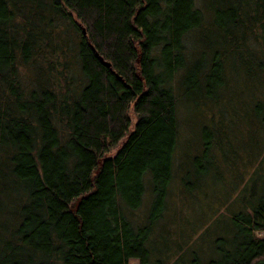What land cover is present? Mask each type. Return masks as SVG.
<instances>
[{
    "label": "trees",
    "instance_id": "obj_1",
    "mask_svg": "<svg viewBox=\"0 0 264 264\" xmlns=\"http://www.w3.org/2000/svg\"><path fill=\"white\" fill-rule=\"evenodd\" d=\"M220 89L228 110L177 160L178 99ZM0 127L17 131L0 135V264H264V0H0ZM212 172L227 193L205 191Z\"/></svg>",
    "mask_w": 264,
    "mask_h": 264
},
{
    "label": "rangeland",
    "instance_id": "obj_2",
    "mask_svg": "<svg viewBox=\"0 0 264 264\" xmlns=\"http://www.w3.org/2000/svg\"><path fill=\"white\" fill-rule=\"evenodd\" d=\"M72 17L74 20H78V18L74 15V13H72ZM208 34H206V38L208 39H212V37H214V35H216V32L214 33L213 30L211 32H207ZM189 46L190 47H194V37L195 35L193 33H190L189 35ZM247 61H250V58H247L246 59ZM230 63H232L231 65H234V66H238L240 69L242 68L243 70H248L249 68L247 67L246 64H242L241 60L238 59V57L235 55L234 56V60H231ZM245 63V62H243ZM249 63V62H247ZM246 66V67H245ZM26 70H23L22 73H21V78L23 80H26L28 78V73L26 74ZM30 75L31 76H35V75H39V72L38 70L34 69V68H31L30 71H29ZM225 76H226V83H225V88L230 86V82H229V73L227 72V69L225 70ZM254 79V78H253ZM190 81V80H189ZM208 81V80H207ZM234 84H236V87H237V92L241 94H244V93H247L249 96L251 94H259L260 92L257 91V89L255 88V84L253 86V82L255 81H249L248 83L249 84H246L244 85V83L240 80V79H237V83H235L234 81H232ZM208 83L213 86L214 83H216V81L213 79L212 81H208ZM189 85V82L187 83ZM188 88V86H187ZM194 90V88H193ZM221 92L224 93L225 95V99L222 100V101H218V102H214V101H211V100H208L206 99L205 101H203L201 104H197V102L195 101L196 98H194L193 101H189L188 103V107H185L186 106V101H181L180 99H178V102H177V105H178V119H179V125L181 126V128L179 129V137H178V148H177V156H176V159L177 160H182V158L184 159V152H185V149L187 151H190V145L193 146V147H196L195 146V142L197 141L196 139V133L193 134V130L194 131H197V132H201V123L203 122L204 120V116L202 114H204V112H214V115L216 117H219V114H221L223 112V109L224 110H228V107H229V104L227 103V96L230 92H226L224 91L223 89H220ZM192 94L190 95H194V91H191ZM209 98V97H208ZM242 100L244 99L243 97L241 98ZM236 106L238 108H240L241 106H243V104H241V102L237 99L236 100ZM184 107H183V106ZM130 111V116H131V124H130V127L133 126V123H134V120H135V113L131 110V108L129 109ZM225 117L223 119H225L227 116H231L232 114L230 113H224ZM229 118V117H228ZM231 121V120H230ZM249 123H246L245 120H241L239 119V121L237 122V125H236V130L234 129L233 133L234 134H237L239 136V138L241 139H244L246 140L247 138H250L253 136V133H254V123L251 124L250 126L248 125ZM193 129V130H192ZM16 130H12V129H5V128H1L0 127V135L2 137V139L4 140H9L10 138H13L14 136H16ZM194 135V136H193ZM124 137H122L119 141H118V144L114 147H112L110 150H109V153L110 152H113L115 151V149L117 148V146L120 144L121 140H123ZM194 142V143H193ZM194 151L193 148H191V152ZM182 152V155L180 154ZM185 160V159H184ZM188 162V161H187ZM218 162V161H217ZM252 164H248V167H251ZM186 167H188L187 169H191V171L193 170V166L192 164L191 165H187ZM186 169V171H187ZM190 177V181L193 183L195 181V178H194V172L192 171L191 173H189ZM210 177H208L206 179V181L208 180H212L214 182H216L217 184L215 186H207L205 187V191L208 192V193H213L216 189H222V192L223 193H227L228 189H229V185H232L231 183L228 185L226 184V180L225 179H220V178H217V175L215 172H212V174H209ZM226 177V176H224ZM210 182V181H208ZM235 184V183H234ZM175 185H178L176 182H175ZM174 185H172V191L173 190H176L177 187ZM203 198H198V201L197 202H194V201H189L190 205H193L197 208H202L204 210V213H203V217H206L209 215V212H210V208L208 207L207 205V201H204L202 200ZM145 202V200H144ZM195 203V204H194ZM143 204V203H142ZM189 205V206H190ZM144 206V204H143ZM188 206V207H189ZM189 210V208H188ZM138 211H140V209H138ZM171 213V212H170ZM205 213H206V216H205ZM222 217L221 216H216L213 218V220L211 221V223L214 225V224H217V221L220 220ZM199 243V242H198ZM128 263L129 264H137L138 263V259L136 257H131L129 258L128 260Z\"/></svg>",
    "mask_w": 264,
    "mask_h": 264
},
{
    "label": "water",
    "instance_id": "obj_3",
    "mask_svg": "<svg viewBox=\"0 0 264 264\" xmlns=\"http://www.w3.org/2000/svg\"><path fill=\"white\" fill-rule=\"evenodd\" d=\"M83 30H84V28H83ZM95 52L98 54V57L100 58V60L103 63H105L107 65H110V60L109 59L105 58L102 54L98 53V51H95Z\"/></svg>",
    "mask_w": 264,
    "mask_h": 264
}]
</instances>
